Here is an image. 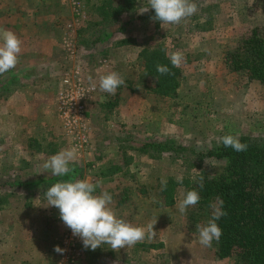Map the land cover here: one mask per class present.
<instances>
[{"label":"rangeland","instance_id":"obj_1","mask_svg":"<svg viewBox=\"0 0 264 264\" xmlns=\"http://www.w3.org/2000/svg\"><path fill=\"white\" fill-rule=\"evenodd\" d=\"M192 2L198 8L194 15L162 27L154 9L141 13L148 0H114L122 9L106 16L96 10L98 0H0V25L14 23L19 34L37 40H59L58 115L64 131L54 139L32 136L27 129L19 135L12 113L2 105L13 89L0 95V264H237L234 258H219L214 242L211 247L199 243L196 225L208 220V212L192 206L181 214L178 205L201 171L215 175L223 169L224 159L207 156L222 137L264 140V85L234 71L225 59L252 28L264 25V0ZM158 47L168 57L175 51L185 57L173 97L153 93L145 69L142 50ZM96 65H103L100 73ZM15 68L0 74V81ZM110 70L120 73L125 84L105 100L113 109L104 102L96 113V76ZM66 77L82 78L87 88L84 135L65 127L60 93ZM13 84L1 82L0 94ZM169 140L173 150L161 154L141 149ZM70 148L77 150V158L68 177L43 169L52 155ZM177 176H183L182 183ZM161 177L178 183L171 206L158 204ZM77 179L99 181L95 194L107 191L110 207L127 223L146 226L157 219L155 236L119 251L107 244L85 249L60 219L59 209L45 206L48 188ZM56 245L65 251L57 253Z\"/></svg>","mask_w":264,"mask_h":264},{"label":"trees","instance_id":"obj_2","mask_svg":"<svg viewBox=\"0 0 264 264\" xmlns=\"http://www.w3.org/2000/svg\"><path fill=\"white\" fill-rule=\"evenodd\" d=\"M98 3L96 10L102 16L122 9L113 5L114 0H98ZM142 57L146 72L152 78V92L168 97L177 95L181 70L171 65L164 49H144ZM225 59L234 71L245 72L250 80L264 85V25L252 28L238 45L227 52ZM157 64L167 65L173 74L158 73ZM238 138L248 145L247 150L237 152L231 147H224L222 142L215 145L207 156L224 159L223 169L211 176L201 171L187 184V191L199 192L200 201L195 205L198 213L208 212V220L200 224L203 226L211 219L212 206L218 204V198L224 201L222 211L226 215L216 221L222 235L218 242L213 240L219 258H234L237 264H264V140L246 135H239ZM173 148V141L169 140L148 142L141 149L161 154ZM201 176L204 177L203 188L198 183ZM49 180L52 179L41 181L48 183ZM177 186V182L169 179L166 190L162 191L160 184V206L175 203Z\"/></svg>","mask_w":264,"mask_h":264},{"label":"clouds","instance_id":"obj_3","mask_svg":"<svg viewBox=\"0 0 264 264\" xmlns=\"http://www.w3.org/2000/svg\"><path fill=\"white\" fill-rule=\"evenodd\" d=\"M148 5L141 13L148 11L149 8L154 9V19L160 21L162 27L167 24H179L198 10L197 4L192 0H148ZM0 38L3 40L0 44V74H3L14 69L19 63L22 41L10 30L3 31ZM169 59L171 65L178 68L185 57L181 51H175L171 53ZM156 71L162 75L173 74L167 65L157 64ZM124 84L123 76L112 71L100 78L99 87L101 91L115 95L117 89ZM221 142L224 147H231L237 152L246 151L248 147L246 143L240 141L238 136L233 135L222 137ZM76 158L75 148L63 149L46 160L42 167L45 171L51 170L55 176L64 177L73 171L69 165ZM176 180L182 183L183 176H177ZM203 180L204 177L201 176L198 182L200 188L204 186ZM99 184V181L94 184L87 179L56 182L45 193L47 201L45 206H54L59 209L60 219L71 229L73 236L81 238L85 249L94 251L107 244L112 250L119 251L121 248H129L145 240H151L156 234L154 225L157 219L146 226H133L122 218H118L110 207L112 196L107 191L99 195L95 194ZM167 185V178L161 177V190H166ZM199 201V192L189 190L179 203L178 210L184 214L189 207L195 206ZM223 204L224 201L218 198V204L212 206V217L207 225H196L199 231V243L205 247H211L213 240L218 242L222 235V230L216 221L226 215V212L222 211ZM54 251L63 253L65 250L56 245Z\"/></svg>","mask_w":264,"mask_h":264},{"label":"crops","instance_id":"obj_4","mask_svg":"<svg viewBox=\"0 0 264 264\" xmlns=\"http://www.w3.org/2000/svg\"><path fill=\"white\" fill-rule=\"evenodd\" d=\"M5 30L14 32L22 41V51L15 71L9 72L0 81L8 84L16 82V85L13 84L15 86L9 90L3 87L0 94L4 95V90L9 92L13 89L11 94L2 100L4 103L2 105H6L7 111L12 113L10 120L13 121L14 126H18L16 129L20 131L19 135L27 129L30 135L38 138L54 139L57 131L63 137V126L58 115V92L62 75L58 73V64L62 59L61 56H57L59 40L54 38L37 40L25 35L24 31L19 34L14 23L0 25V34ZM47 30L49 32L48 28ZM2 43L3 40L0 38V44ZM109 58L111 59L109 56L108 59L104 57V60L109 62ZM99 66L96 65V71L100 73L104 67ZM111 67L113 68L110 63L109 69ZM88 71L85 70V76L89 81ZM104 75L106 74L102 76ZM101 77L97 75L96 80L99 81ZM108 96L107 92L101 90L96 93V113L99 111V105L104 103ZM104 104L106 107L109 106L108 109H113L107 101Z\"/></svg>","mask_w":264,"mask_h":264},{"label":"built area","instance_id":"obj_5","mask_svg":"<svg viewBox=\"0 0 264 264\" xmlns=\"http://www.w3.org/2000/svg\"><path fill=\"white\" fill-rule=\"evenodd\" d=\"M65 88L60 93V109L65 121V127L78 135H84L87 127L85 105L82 102L86 95V86L82 78L72 81L70 77L64 79ZM87 89V88H86Z\"/></svg>","mask_w":264,"mask_h":264}]
</instances>
